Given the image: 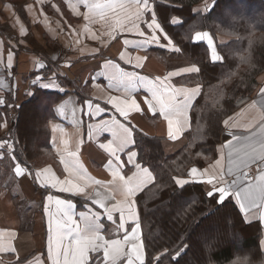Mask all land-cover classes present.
I'll list each match as a JSON object with an SVG mask.
<instances>
[{
	"label": "crops",
	"instance_id": "1",
	"mask_svg": "<svg viewBox=\"0 0 264 264\" xmlns=\"http://www.w3.org/2000/svg\"><path fill=\"white\" fill-rule=\"evenodd\" d=\"M97 2L113 4L116 9H106L108 14L101 20L100 10L89 12L84 7V0H0V99L13 107L17 105L16 99L29 91L27 84L35 86L34 80L48 83V78L56 73L59 75L55 82L62 85L64 92L55 87L42 90L65 93L54 106L48 121L50 151L45 158L42 154L38 163L20 164L13 158L5 148L8 128L1 124L0 264H72L73 260L77 264L80 261L86 264L87 255L88 262L96 255L97 264H111L115 249L119 248L121 253L122 250L125 253L131 251V243H125V236H132V229L137 225L138 239L133 242L141 246L145 262L136 197L154 178L146 168L152 179L140 183L145 179L141 172L145 168L137 163L136 156L129 160L131 152H135L134 130L162 138L166 152H174L183 145L182 135L190 129V111L202 88L189 80L196 76L195 73L171 78L174 88H199V92L186 102L183 95L176 97L187 123L176 138H170L167 119L158 106L155 111L151 110L157 101L146 85L154 83L162 94L165 88L174 92L160 79L171 72L195 66L194 63L170 67L174 63L168 60L178 54L172 51V41L157 31L158 25L154 23L150 30L146 23L134 24L136 14L143 9L140 0H88L90 4ZM85 15L89 17L87 20ZM144 19L147 22L148 16ZM124 25H128V31H123ZM197 33L193 34L192 41L207 45L211 61L218 62L214 59L213 50L218 54L214 39L211 44L208 40L197 41ZM96 49H100V53L93 55ZM109 60L113 64H109ZM114 65L121 69L119 81L111 79ZM73 80L80 81L79 89L89 92L88 97L86 94L83 99L78 97L73 91ZM262 87L264 72L258 77L253 97L242 101L238 110L222 120L228 139L217 145L216 158L202 167L190 166L184 179H190L191 167L195 166L223 175L229 182L239 177V188L264 182V136L259 134L264 125V120L259 119L260 110L264 109ZM253 103L255 109L249 107ZM229 117L233 118L230 123L240 125L231 129L233 136L241 138L239 140L228 135L223 121ZM172 118L183 120L184 116L173 115ZM254 120L258 121L255 126L245 130L244 126ZM117 121L131 133L130 142L123 148L119 137L125 133L123 128H114ZM109 128L117 135L107 130ZM173 133L176 134L175 125ZM246 137L251 140L246 141ZM230 142L228 148H222ZM245 144L246 147H241ZM112 148L117 149L115 155L119 159L110 154ZM238 148L240 151H232ZM37 172L41 176L37 177ZM231 172H235V176ZM129 177H133L130 182ZM44 179L49 185L46 189L40 186ZM56 180H60L65 189L68 184L64 180L75 184L72 191L79 190L76 185L85 187L94 202L52 188ZM127 186L136 191L129 195ZM48 195L52 197L47 199ZM229 199L246 224L257 225L264 252V223L259 219L261 209L252 208L245 215L235 197ZM120 206L123 212L116 211ZM82 213L92 217L93 221L82 219ZM112 214L113 220L109 221ZM87 223L100 227L85 226ZM94 243L97 252L87 254L86 249ZM100 248L108 254L109 262L104 260ZM120 262L127 264L126 257Z\"/></svg>",
	"mask_w": 264,
	"mask_h": 264
},
{
	"label": "trees",
	"instance_id": "2",
	"mask_svg": "<svg viewBox=\"0 0 264 264\" xmlns=\"http://www.w3.org/2000/svg\"><path fill=\"white\" fill-rule=\"evenodd\" d=\"M149 3L164 32L182 50L179 58L200 69L189 80L202 91L191 108L183 145L174 152H166L162 138L134 130L136 161L154 178L136 197L144 264H264L261 232L257 225L245 223L231 199L212 205L203 195L205 185L181 188L173 179H184L190 166L202 167L216 158L217 145L228 139L222 120L255 94L264 72V0H208V10L203 9L205 0ZM246 11L252 16L243 14ZM172 18L178 23H171ZM206 31L215 41L218 62L211 61L207 45L192 41L193 34ZM80 85L72 83L73 91L80 99L88 97ZM26 87L29 91L16 99L17 105L6 100L0 105V128H8L5 148L20 164L38 163L49 153L48 121L65 96L36 85ZM96 258L93 255L88 264H97Z\"/></svg>",
	"mask_w": 264,
	"mask_h": 264
},
{
	"label": "snow or ice",
	"instance_id": "3",
	"mask_svg": "<svg viewBox=\"0 0 264 264\" xmlns=\"http://www.w3.org/2000/svg\"><path fill=\"white\" fill-rule=\"evenodd\" d=\"M140 3L143 4V9L136 14L134 24L140 26L142 23H146L147 28L150 30L151 25L154 23V24L158 25L157 31L162 32L166 36L167 39L172 41V39L167 35V33L164 32L162 23L159 21V19L154 14L153 10L150 8L149 0H140ZM84 7H87L89 9V12H92L93 10H100L99 17L101 20H104L108 14L107 11H105L106 9L111 8L112 11H115V9H116V6L113 4H104V3H99V2L94 3V4H90V3H88V0H84ZM208 8H209L208 0H205V4L203 6V9L208 10ZM200 11H201V9H197V13H199ZM149 13H152V14L149 15ZM146 15L148 16L147 22L144 19ZM84 18L87 20L89 17L87 15H85ZM171 23L176 24V23H178V21L175 18H172ZM127 28H128V25H124L123 31H128ZM117 31L119 32L120 30H117ZM108 32L106 34H108ZM115 38H116V36L113 37V39H115ZM195 39L197 41L208 40L209 44L212 43V39L207 32H204V33L198 32L196 34ZM172 44H173L172 51H175V52H181L182 51L178 46L174 45L173 41H172ZM213 51H214V59L219 61L221 59V57L219 55L215 54V49ZM99 53H100V49H96L95 52L93 53V55H96ZM108 63L113 64V62L111 60H109ZM114 69H115V71L112 73L111 79L117 80V81L121 80V74H122L121 69L119 68V66H115V65H114ZM199 71H200V69L196 66L187 67V68L182 69L180 72H171L167 77L160 79L161 81H166L167 84L171 86V89L174 90V92H171V93L169 92L168 88H165L164 93L162 94L159 90L156 89L155 84L152 82H150L148 85H146V89L150 92L151 96L157 101L156 107L152 108L151 110L155 111L157 109V106H158L161 114H163L165 119H167L170 138H176V136L179 135V133L183 130L184 126L187 123V117L181 111L180 104H178L176 102V97L179 95H183L185 97V102H186V101L191 99V96H194V95H196V93L199 92V88L192 89V90H189L188 88H174L170 82L171 78L174 76H177V75H181L183 73H198ZM58 75H59V73H56V74H54V76L49 77L48 83H44L41 80H34V83L41 89H49V88L55 87L59 91H63L62 85L57 84L55 82L56 77ZM189 93H190V95H189ZM28 94L34 95L35 93L29 92ZM260 94L262 96H264V87H262L260 89ZM5 103H6V101L0 99V105H3ZM89 106H91V105H89ZM184 106L187 107V103H185ZM249 107L255 109L256 104L253 103V104L249 105ZM173 115H175L177 117L184 116V119L183 120L173 119L172 118ZM259 119L264 120V109L260 110ZM230 121H233L232 117H229L228 119L223 121L225 128L228 129V135L232 136L233 140L241 139L240 137L233 136L232 131H231V129L239 127L240 125L237 122L230 123ZM256 122H258V121L254 120L250 124L245 125L244 126L245 130H248L251 127H254ZM174 125L176 126V134L175 135L173 133V126ZM113 126L115 129L123 128V132L125 133V135L119 137L120 146H121V148H123L125 145H127L130 142L131 133L127 127L119 126L118 121L116 122V125H113ZM107 130H112L113 135L114 136L117 135V132L114 129L109 128ZM259 134L261 136H264V125L261 126ZM245 140L246 141L251 140V137H246ZM230 145H231V142L229 144L223 145L222 148H228ZM246 146L247 145L245 144V145H242L241 147H246ZM190 147H191V145H190ZM232 151L237 152V151H240V149L239 148L233 149ZM116 152H117V149L112 148V151L110 152V154L112 156L116 157V155H115ZM136 155H137L136 152H131V154L129 155V160H132ZM197 155H199V153H197ZM116 158L119 159V157H116ZM221 158H222V156H221ZM136 167L139 168V165L137 164ZM17 169H19V168H17ZM141 172L143 173L145 179L141 180L140 183H146L147 181H150L152 179L151 173L146 168L141 169ZM114 173L117 175V177L120 180H124V177L120 176V174L118 172H114ZM230 174L235 176V172H231ZM36 176L37 177L41 176V173L37 172ZM245 176H247V174H245ZM189 177H190V179H187V180L186 179H177L175 177H173V179H175L176 184L181 188H183L186 184H189V183H200V184L205 185V187L203 189V195L210 201V203L212 205H224L226 200H228L229 197H235L236 203L239 204L241 212L244 213L245 215H247V211H250L252 208H259V209H261L259 219L262 223H264V182H258L256 184L249 183V185L247 187L239 188V183H240L239 177H236V179L229 182V181H227V179L223 175L217 174L215 172H209L208 169L199 170L195 166L191 167ZM132 179H133V177H129L128 181L130 182ZM60 182H61L60 180H56V184H52L51 187L57 189L59 192H70L73 195H80L84 199H91L92 202H94L93 198H91L87 194L85 187H79L76 185V187L79 190L78 191H72L71 189H72L73 185H75V184H72V182L68 183L69 180H64V182L66 184H68V188L65 189V187L61 186ZM40 186L42 188H45V189L48 188L49 185L47 183V180L46 179L42 180ZM237 189H239V190H237ZM135 191H136L135 188H133L131 186H127V193L129 195H131ZM97 195H99V194L97 193ZM51 197H52V195H48L47 199H49ZM129 207H130V205H129ZM116 211L123 212V208L120 206L117 208ZM130 214H131V212H130ZM81 217L85 221H93L92 217H89L84 213L81 214ZM107 219H108V217H107ZM112 220H113V214H112V218L109 221H112ZM85 226H90L93 228L96 226L100 227L99 224H95V223H87ZM119 226L121 227V224ZM138 229H139V225H137V227L132 229V232H133L132 236H125V243H131V251L125 253L124 250H122V253H121V250L119 248L115 249L113 252L114 258L111 261V264H120V261L125 257L127 259V264H135L136 261H139V264H144V260L142 258L141 251H140L141 246L139 244L133 242V241L138 239V237L136 236ZM116 241L121 242L120 240H116ZM95 243H98V241ZM95 243L93 244L92 247H89L86 249L87 254L89 252H97ZM101 249L103 250L104 260L109 262L108 254L104 251V248H100V250ZM0 250H2V249H0ZM66 264H67V262H66ZM72 264H77V262L75 260H73ZM79 264H85V262L80 261ZM86 264H88V255H87ZM98 264H99V262H98ZM109 264H110V262H109Z\"/></svg>",
	"mask_w": 264,
	"mask_h": 264
},
{
	"label": "rangeland",
	"instance_id": "4",
	"mask_svg": "<svg viewBox=\"0 0 264 264\" xmlns=\"http://www.w3.org/2000/svg\"><path fill=\"white\" fill-rule=\"evenodd\" d=\"M238 5H240V3H238ZM252 13L253 12H251V11H246V12H243V14H245V15H247L248 17L250 16H252ZM207 32V31H206ZM209 35H210V37H211V39H213V37L211 36V34L209 33V32H207ZM180 56H178V54L177 55H175L174 57H171L168 61H170V62H172V63H174V65H172V66H170V67H180V64L182 63V64H188L187 62H185L183 59H180L179 58ZM25 113H26V111H24L23 110V119L25 120L26 119V117H25ZM23 120V121H24ZM35 120H31V122L30 123H32V122H34ZM41 134V131L39 130V135ZM30 146H31V144H30ZM200 207H202V206H200ZM202 209H204V208H202Z\"/></svg>",
	"mask_w": 264,
	"mask_h": 264
}]
</instances>
